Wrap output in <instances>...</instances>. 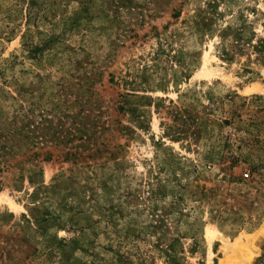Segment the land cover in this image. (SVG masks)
I'll list each match as a JSON object with an SVG mask.
<instances>
[{
    "label": "rangeland",
    "instance_id": "obj_1",
    "mask_svg": "<svg viewBox=\"0 0 264 264\" xmlns=\"http://www.w3.org/2000/svg\"><path fill=\"white\" fill-rule=\"evenodd\" d=\"M235 238L264 264V0H0V264Z\"/></svg>",
    "mask_w": 264,
    "mask_h": 264
},
{
    "label": "bare ground",
    "instance_id": "obj_2",
    "mask_svg": "<svg viewBox=\"0 0 264 264\" xmlns=\"http://www.w3.org/2000/svg\"><path fill=\"white\" fill-rule=\"evenodd\" d=\"M9 205L13 206L11 202L9 203ZM218 234L219 233L215 229H207L206 232H205V238H206L207 242H210L213 238L218 237ZM233 241H234L233 243H229V244L224 242V246H223V250H224L223 254H224V256L220 260V264H229V262H228V259H229L228 256L230 255V253L228 252L229 248L239 245V239L238 238L237 239L235 238V240H233ZM239 247H240V245H239ZM235 249H237V248H235ZM227 254H228V256H227ZM247 256H249V255H247ZM230 261H231V259H230Z\"/></svg>",
    "mask_w": 264,
    "mask_h": 264
}]
</instances>
